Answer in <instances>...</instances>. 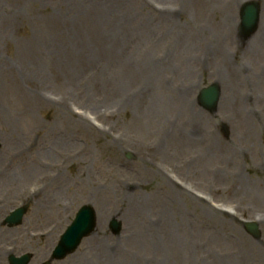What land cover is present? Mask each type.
<instances>
[{
    "label": "rangeland",
    "instance_id": "obj_1",
    "mask_svg": "<svg viewBox=\"0 0 264 264\" xmlns=\"http://www.w3.org/2000/svg\"><path fill=\"white\" fill-rule=\"evenodd\" d=\"M244 1L0 0V264H44L87 204L93 233L48 264H108L91 258L96 239L115 263L263 264L264 0L247 37ZM210 84L211 112L198 104ZM20 205L21 225H3ZM254 218L257 239L241 224Z\"/></svg>",
    "mask_w": 264,
    "mask_h": 264
},
{
    "label": "bare ground",
    "instance_id": "obj_2",
    "mask_svg": "<svg viewBox=\"0 0 264 264\" xmlns=\"http://www.w3.org/2000/svg\"><path fill=\"white\" fill-rule=\"evenodd\" d=\"M253 45H255V47L257 48L258 47V42H254V44ZM218 48H221V46H219L218 45ZM224 48H226L224 45L222 46V50H224ZM218 54H220L221 56H222V59L223 58H225V56H223V54H221V52L219 53V51H218ZM221 58V57H220ZM220 62H223V60L221 61L220 60ZM187 66H188V72L187 73H189V72H191L192 70H191V66H190V62H189V64H187ZM193 68V67H192ZM156 78V77H155ZM156 105V104H155ZM149 112H147V114L145 115V117H147V116H149V114H148ZM200 127V129H201V126H199ZM182 128H184V132H180V134H179V137H178V139H177V141L174 143L175 144V146H176V148L175 149H178V148H180L181 147V140H185V139H187V137L189 136V134H188V130L187 129H185V128H188V127H182ZM189 129V128H188ZM169 138H171L170 136L167 138V139H169ZM168 141V140H167ZM48 150H50V149H48ZM225 152H226V150L224 151V152H222V154H221V156L222 155H225ZM204 155H205V158H210L212 155H213V153L205 146L204 147ZM223 159V158H222ZM32 168H34L33 166L31 167V168H28L27 170H28V172H30V169H32ZM205 169H201L200 171H204ZM20 176H22L21 174H18V175H15L14 176V178H12V179H10V181L12 182V183H15L16 181H18L17 179L20 177ZM159 177H161L162 179H163V177L159 174L158 175ZM165 180V179H164ZM166 181V180H165ZM168 190L171 192V193H173V191H172V189L170 188V187H168ZM241 190H242V192H243V194L245 195V196H251V197H255V196H257V195H260V196H262V193L261 192H254V191H252L249 187H245V185H242V187H241ZM177 192V191H176ZM169 193V192H168ZM61 194V190L60 189H56V190H51V191H49L48 192V195L46 196V200H45V202H48V203H50L51 202V200H52V202H55V204H57L56 203V198H58L59 199V196L58 195H60ZM170 194V193H169ZM174 194H177V193H175V191H174ZM171 195V194H170ZM172 196V195H171ZM174 199H175V197H174ZM183 199V198H182ZM190 203H192V200L191 201H189ZM98 216H99V218H101V216L99 215V212H98ZM99 243H100V241L99 240H97L96 239V242H95V244H94V247L92 248V251L94 252V253H96L95 255L93 254V253H91V258H97V257H100V258H102V259H104V260H106V262L108 263V264H134L136 261H137V258L135 257V258H133V257H127V258H124V260H122L121 262H119V263H115L112 259H111V254H109V252L108 251H105V248H103L102 250L99 248ZM115 248V247H114ZM171 255H172V257H174L176 260H178V259H180L181 258V255H179V256H174V253H171ZM261 262H263V264H264V261L263 260H261ZM160 264H175V262H173L171 259H169V258H167L166 256H165V258H163L162 259V261H161V263Z\"/></svg>",
    "mask_w": 264,
    "mask_h": 264
},
{
    "label": "water",
    "instance_id": "obj_3",
    "mask_svg": "<svg viewBox=\"0 0 264 264\" xmlns=\"http://www.w3.org/2000/svg\"><path fill=\"white\" fill-rule=\"evenodd\" d=\"M256 12L257 10L256 9H253L249 12L248 14V17L244 16L243 17V29L245 31H248V32H251L253 27H254V23H255V19H256ZM208 93H205V94H202L201 95V102L206 105V106H212L214 104V99L216 97V92H210L208 95ZM91 213V212H90ZM91 217H92V220H93V216H92V213H91ZM81 220V218H80ZM93 225V224H92ZM92 225H90V227L92 228ZM89 230H87L88 232ZM253 232V230H251ZM86 231H82V234H85ZM67 249H63V252H66Z\"/></svg>",
    "mask_w": 264,
    "mask_h": 264
}]
</instances>
